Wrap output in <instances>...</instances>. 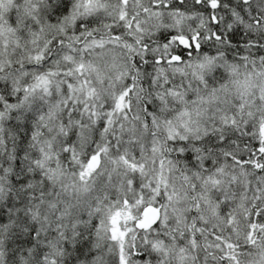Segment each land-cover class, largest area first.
Instances as JSON below:
<instances>
[{
    "label": "snow or ice",
    "instance_id": "snow-or-ice-1",
    "mask_svg": "<svg viewBox=\"0 0 264 264\" xmlns=\"http://www.w3.org/2000/svg\"><path fill=\"white\" fill-rule=\"evenodd\" d=\"M0 264H264V0H0Z\"/></svg>",
    "mask_w": 264,
    "mask_h": 264
}]
</instances>
